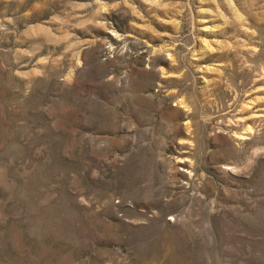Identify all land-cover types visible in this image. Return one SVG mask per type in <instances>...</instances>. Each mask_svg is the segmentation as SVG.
<instances>
[{
	"label": "rangeland",
	"instance_id": "obj_1",
	"mask_svg": "<svg viewBox=\"0 0 264 264\" xmlns=\"http://www.w3.org/2000/svg\"><path fill=\"white\" fill-rule=\"evenodd\" d=\"M0 264H264V0H0Z\"/></svg>",
	"mask_w": 264,
	"mask_h": 264
}]
</instances>
